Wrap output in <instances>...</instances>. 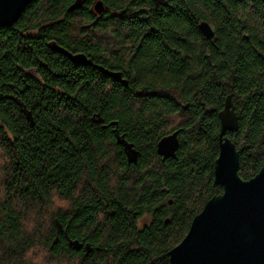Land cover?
<instances>
[{
    "label": "trees",
    "instance_id": "16d2710c",
    "mask_svg": "<svg viewBox=\"0 0 264 264\" xmlns=\"http://www.w3.org/2000/svg\"><path fill=\"white\" fill-rule=\"evenodd\" d=\"M228 96L239 120L228 136L248 180L264 166L262 0H33L0 27V264H36L32 253L45 264H171L194 217L223 192L214 167ZM177 130L176 157L163 160L157 144ZM56 219L92 251L64 234L54 244Z\"/></svg>",
    "mask_w": 264,
    "mask_h": 264
},
{
    "label": "water",
    "instance_id": "95a60500",
    "mask_svg": "<svg viewBox=\"0 0 264 264\" xmlns=\"http://www.w3.org/2000/svg\"><path fill=\"white\" fill-rule=\"evenodd\" d=\"M33 0H0V27L12 26L23 10ZM264 1V0H262ZM81 4L74 5L73 9ZM105 7L101 1L94 5V12L102 15ZM199 30L207 38L214 37L210 23L202 21ZM52 50L64 54L76 66L92 65L83 53L73 54L52 43ZM108 76L125 86L127 80L120 72H111L103 68ZM28 121L33 123L31 112H26ZM221 130L219 133V156L215 161L214 183L222 187L223 192L209 199L202 211L194 217L184 239L170 252L171 264H264V166L251 179L244 180L239 175L240 153L228 136L238 130V115L232 97L226 98L224 108L219 114ZM97 124H103L100 114L93 117ZM118 145L122 146L130 164H137L141 153L119 134L118 122L110 123ZM179 133L167 135L159 140L157 153L163 160L175 158L179 149ZM56 238L64 234L68 244L75 250L92 251L90 243H83L69 237L67 230L56 219Z\"/></svg>",
    "mask_w": 264,
    "mask_h": 264
},
{
    "label": "rangeland",
    "instance_id": "374dc122",
    "mask_svg": "<svg viewBox=\"0 0 264 264\" xmlns=\"http://www.w3.org/2000/svg\"><path fill=\"white\" fill-rule=\"evenodd\" d=\"M150 221H151V218H150V217H145V218L141 221L140 225H141V226L147 225V224L150 223ZM30 257H32V258L35 260L36 264H45V263L43 262V260H42L41 257H40V258H35L34 253H32V254L30 255Z\"/></svg>",
    "mask_w": 264,
    "mask_h": 264
},
{
    "label": "flooded vegetation",
    "instance_id": "af4514ba",
    "mask_svg": "<svg viewBox=\"0 0 264 264\" xmlns=\"http://www.w3.org/2000/svg\"><path fill=\"white\" fill-rule=\"evenodd\" d=\"M160 2H162V1H160ZM29 71H30V72H28L29 75H32L36 78H39V74L37 72H35L33 69H30Z\"/></svg>",
    "mask_w": 264,
    "mask_h": 264
}]
</instances>
